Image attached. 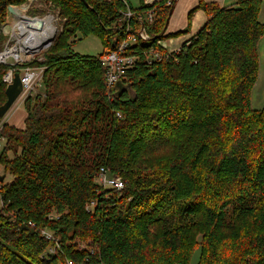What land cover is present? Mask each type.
Wrapping results in <instances>:
<instances>
[{
	"label": "trees",
	"instance_id": "trees-1",
	"mask_svg": "<svg viewBox=\"0 0 264 264\" xmlns=\"http://www.w3.org/2000/svg\"><path fill=\"white\" fill-rule=\"evenodd\" d=\"M37 1L58 10L61 32L44 62L26 65L44 69V95L24 99L23 128L0 119L12 176L0 185V264H190L196 252V264H264V107L251 106L264 0H197L175 32L170 0ZM26 2L0 0V26ZM198 11L206 20L179 50L157 46L187 35ZM129 30L137 62L108 90L99 60ZM91 36L102 53L75 54ZM152 50L163 57L148 63ZM21 68L0 65V106L3 76ZM101 169L120 192L97 183Z\"/></svg>",
	"mask_w": 264,
	"mask_h": 264
},
{
	"label": "built area",
	"instance_id": "built-area-1",
	"mask_svg": "<svg viewBox=\"0 0 264 264\" xmlns=\"http://www.w3.org/2000/svg\"><path fill=\"white\" fill-rule=\"evenodd\" d=\"M160 1L161 0H142V3L144 6H152ZM175 2L173 3L172 0H170L167 2V5L173 7ZM37 4H38L37 0H27V2L21 6H11L13 7L15 14L17 12H20V9L24 7V10L21 13L24 17L25 22L22 21L23 24L19 23L21 20H17L14 17V14L9 13L7 9L5 25L6 24L9 25L10 24L9 21L11 20V25H12L11 30L9 32H5L3 30L4 25L0 27V35L9 36V39L12 41V45H9V43H7L4 46V48L0 50V65H6L11 67H22L19 72L20 80L23 86L22 95L19 98L20 100H22L23 98L25 99L29 94H31L32 91L34 90V87L40 81H42V75L44 71L43 68L41 71V69L39 68L30 67L26 65L39 56V50H41L44 47H48L51 44V39H49L48 42H50V44L45 43L41 48L36 47L31 50L30 48H24L23 46L29 45L28 43L24 44L25 41L26 42L28 41L27 38H38V35L40 34L39 29L33 26L35 25L36 22L46 21L48 22L49 26L52 28L53 32L51 35L56 36L58 33L61 32V28L57 29L55 27V24L59 20L58 10H55L53 6H51L50 4L44 6L46 13L42 17L34 16V15L32 16L29 14L31 10L40 9V7H42V5H37ZM131 15L132 14L129 10H127V12L124 13V17L127 20L131 17ZM153 18H154L153 11H148L145 16L138 17L137 19L140 24L141 22H146L147 24H149L152 22ZM138 38L141 41H148L150 39L149 36L145 33V29L143 26L138 32ZM171 42H172L171 40L168 41L159 40L157 42V46H159L160 49L166 51L167 54L170 55L171 53L176 52L177 50L180 49V47L178 49L172 48ZM136 43H137V36L135 34L133 35L129 30L126 40H124L121 43V45L118 47L116 51L109 52L105 54L102 58H100L99 61L106 72V86L108 90L114 88L115 85L121 79L124 78L126 72L135 66L137 62V57L134 55H127V50ZM13 48H16V50H14L16 51L15 53L13 52ZM13 54H15V56ZM162 57L163 56L160 52H156L152 50L150 51V54L147 57V62L150 63L152 61H159L161 60ZM15 72L16 71L13 69L9 70L3 76L2 83H4L6 86L11 84ZM0 140H4V139L0 137ZM0 177H4L3 174H0ZM2 182H0V185ZM97 183L103 187L114 188L117 192H120L123 189V182L121 178L110 176L103 169L100 170L97 176ZM43 235H46L47 239H51V235L47 233H43ZM49 253H53V250L50 249ZM67 264H71V262H68Z\"/></svg>",
	"mask_w": 264,
	"mask_h": 264
},
{
	"label": "rangeland",
	"instance_id": "rangeland-1",
	"mask_svg": "<svg viewBox=\"0 0 264 264\" xmlns=\"http://www.w3.org/2000/svg\"><path fill=\"white\" fill-rule=\"evenodd\" d=\"M139 1L140 0H127V2L132 7H137L138 4H139ZM36 10H40V11H42L44 13L42 15H34V16L42 17L46 13V10H45L44 6L40 7V9H36ZM259 20H260V22L264 23V1H263L262 5H261V11H260V15H259ZM9 23H10L9 24L10 27H12L11 20L9 21ZM3 25H4L3 26V30L6 32L5 27H6L7 24L5 25V23H4ZM55 27L57 29L61 28L60 18H59L58 22L55 24ZM52 36L53 35L50 36L51 37L50 38L51 39V44H50V42H47V44H50V46L44 47L41 50H39V56L36 59H34L33 61H35L37 63L44 62V56H45L46 52L50 49V47L52 46V44H53V42H54V40L56 38V36H53V37ZM7 43H9V45H12V41L9 39V36L3 35V38L0 40V50L3 49L4 46ZM72 50H73V52L75 54H78L80 56L96 57V56H98V55H100L102 53V45H101L100 41L97 38H95V37L91 36V37H87V38H83V39L78 37V39L75 40V43L72 46ZM258 56H259L258 77H257V82L255 83V86H254V89H253L252 95H251V106L255 110H260V109H262L264 107V37L260 41V43L258 45ZM35 68H38V67H35ZM39 69H41V71H42L41 67H39ZM43 93H44V89H43V86H42V81H40L34 87V90L32 91L31 95H33V96L44 95ZM22 100H24V98ZM19 101H20V99L17 102H19ZM5 144H6L5 140H0V153L3 152V150L5 148ZM8 156L10 158L11 154L9 153ZM3 172H4L3 171V167L0 165V174H3ZM3 176L5 178L4 179L5 183L6 182H10L12 180V176H10L9 174H3ZM0 206H1V203H0ZM197 259H198V253L196 252L193 255V257H192V260H191L190 264H196L197 263Z\"/></svg>",
	"mask_w": 264,
	"mask_h": 264
},
{
	"label": "crops",
	"instance_id": "crops-1",
	"mask_svg": "<svg viewBox=\"0 0 264 264\" xmlns=\"http://www.w3.org/2000/svg\"><path fill=\"white\" fill-rule=\"evenodd\" d=\"M206 3H216L220 7L232 6L235 4L236 0H203ZM197 5V0H176L173 6V12L168 24V30L170 32H175L186 27L187 13L189 10L194 8ZM206 18L203 12L198 11L194 13L190 32L187 35L181 36L177 39H171L172 48L178 49L184 41H188L192 36L196 35L201 26L204 24ZM19 100V99H18ZM17 100V101H18ZM11 107L6 116L2 119L1 123H9L17 128H23V122L25 119V111L23 108L24 100L19 102ZM22 105V106H21ZM21 106V107H20Z\"/></svg>",
	"mask_w": 264,
	"mask_h": 264
},
{
	"label": "water",
	"instance_id": "water-1",
	"mask_svg": "<svg viewBox=\"0 0 264 264\" xmlns=\"http://www.w3.org/2000/svg\"><path fill=\"white\" fill-rule=\"evenodd\" d=\"M9 13L15 14L13 7H8ZM23 91V86L20 80L19 73L14 74V78L11 84L7 85L5 88V103L0 106V119L2 120L6 114L9 112L11 107L15 104V102L21 97ZM4 180V177H0V182Z\"/></svg>",
	"mask_w": 264,
	"mask_h": 264
},
{
	"label": "bare ground",
	"instance_id": "bare-ground-1",
	"mask_svg": "<svg viewBox=\"0 0 264 264\" xmlns=\"http://www.w3.org/2000/svg\"><path fill=\"white\" fill-rule=\"evenodd\" d=\"M24 10V7L20 9V12H17L16 14H14V17L17 20H21L19 23L23 24L22 21L25 22L24 17L22 15V11ZM33 27H36L37 29H39L40 34L38 35V38H27V42L25 41L24 44L28 43V46H23L24 48H30L34 49L36 47L41 48L45 43L48 42V40L50 39V36L52 34V28L49 26L48 22H36L35 25ZM11 29L10 25H6L5 30L6 32H8ZM21 34V33H20ZM16 48H13V52L15 53ZM15 56V54H13Z\"/></svg>",
	"mask_w": 264,
	"mask_h": 264
}]
</instances>
